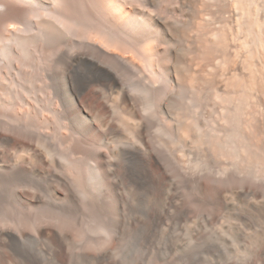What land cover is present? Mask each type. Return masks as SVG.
Wrapping results in <instances>:
<instances>
[{"label":"bare ground","instance_id":"obj_1","mask_svg":"<svg viewBox=\"0 0 264 264\" xmlns=\"http://www.w3.org/2000/svg\"><path fill=\"white\" fill-rule=\"evenodd\" d=\"M138 107L166 122L157 134ZM87 118L95 133L123 125L158 168L171 159L215 202L236 187L263 207L264 228V0H0V151L52 161L57 138L77 168L103 143L81 139ZM95 154L88 177L117 206L112 155ZM18 238L0 230V244Z\"/></svg>","mask_w":264,"mask_h":264},{"label":"rangeland","instance_id":"obj_2","mask_svg":"<svg viewBox=\"0 0 264 264\" xmlns=\"http://www.w3.org/2000/svg\"><path fill=\"white\" fill-rule=\"evenodd\" d=\"M93 96L82 99L91 111ZM140 109L144 130L157 134L166 122ZM95 125L91 118L81 121V139L95 141L100 134L103 143L88 146L77 168L62 157L67 148L57 138L46 141L52 161L14 157L16 148L0 151V230L19 236L0 244V264H255L264 259L261 205L236 187L226 204L215 202L171 159L165 169L158 168L123 125L113 121L98 133ZM97 149L112 155L100 156L117 206L88 177ZM99 224L112 234H104Z\"/></svg>","mask_w":264,"mask_h":264}]
</instances>
